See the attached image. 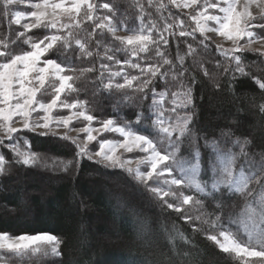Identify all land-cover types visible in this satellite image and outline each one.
<instances>
[{"label": "snow or ice", "instance_id": "6c2138e0", "mask_svg": "<svg viewBox=\"0 0 264 264\" xmlns=\"http://www.w3.org/2000/svg\"><path fill=\"white\" fill-rule=\"evenodd\" d=\"M131 7L134 14L115 0H0V17L17 29L0 37V146L12 153L11 162L0 153V175L11 164L68 171L85 158L125 170L167 208L200 209L195 219L215 230L207 239L221 252L264 264V155L256 160L249 141L233 139L230 130L209 138L193 129V73L211 78L207 65L230 85L251 77L264 91V77L251 74L244 55L264 57V0H135ZM105 100L116 114L100 119L94 112ZM125 109L131 120L120 119ZM258 109L264 114V103ZM22 131L70 142L74 159L41 155L27 139L22 147ZM105 133L120 139L99 138ZM94 142L99 148L91 151ZM225 196L244 202L240 214ZM62 245L51 232H0V264H35L33 257L59 264Z\"/></svg>", "mask_w": 264, "mask_h": 264}, {"label": "trees", "instance_id": "16d2710c", "mask_svg": "<svg viewBox=\"0 0 264 264\" xmlns=\"http://www.w3.org/2000/svg\"><path fill=\"white\" fill-rule=\"evenodd\" d=\"M115 2L121 10L127 9L133 14L136 11L131 7L135 0ZM180 18L192 24L187 16L180 14ZM16 30L14 25L9 29L7 20L0 17V37L14 36ZM209 44L215 47L213 42ZM175 49L172 43L169 54L174 56ZM68 54L74 58L77 53L69 50ZM244 55L251 74L264 77V63H261L264 57L258 53ZM75 63L80 67L89 66L87 60H75ZM95 63L98 65V61ZM207 66L211 78L199 71L193 73L196 81L193 85L194 131L212 138L219 136L222 129L230 130L233 139L249 141L248 152L259 160L264 155V114L258 106L264 103V91L251 77L239 78L230 85L228 77L217 74L211 64ZM216 83L219 88L215 87ZM86 95L82 92L80 98ZM94 114L107 119L116 113L110 101L105 100ZM132 118L131 109L120 114L121 120ZM16 135L22 147L27 139L32 151L41 155L62 160L75 157V146L68 141L23 131ZM0 153L11 162L12 153L7 148L1 146ZM220 199L213 201V207ZM223 199L225 204L233 205L236 214L241 213L242 200L227 196ZM198 215H201L200 209L192 204L185 205L182 212L167 208L142 185L136 184L125 170L106 169L86 158L68 171L11 164L7 173L0 175V232L56 234L63 240L59 264H98L100 256L110 259L104 264H241L207 239L215 230L195 219ZM240 238L246 240L242 232ZM47 259L32 258L35 264H45Z\"/></svg>", "mask_w": 264, "mask_h": 264}, {"label": "rangeland", "instance_id": "374dc122", "mask_svg": "<svg viewBox=\"0 0 264 264\" xmlns=\"http://www.w3.org/2000/svg\"><path fill=\"white\" fill-rule=\"evenodd\" d=\"M19 10H24V11H27L28 9L27 8H20ZM185 11H188V10H185ZM120 34H124V33H120ZM210 35H212L213 37H214V41H215V43H219V42H221V38L220 37H218V36H215V34L213 33V34H210ZM212 42V41H211ZM214 43V44H215ZM228 46V44L227 43H225V47H227ZM258 46V45H257ZM59 114H62V115H66L67 114V112L65 111V112H62V113H59ZM76 126L77 127H80V126H82V124H80L79 122H76ZM94 127H96V126H98V125H96L95 123H94V125H93ZM72 135L73 136H75L76 135V133L75 132H73L72 133ZM83 137H82V135H81V139H82ZM99 138H107V139H120V137L118 136V134H115V133H105V134H103V137H99ZM8 142V141H7ZM1 147V146H0ZM89 148H90V150L91 151H95V150H98V148H99V145H98V143H93V144H90L89 145ZM121 152H123V150H121ZM124 156L126 157V158H132V157H134V156H136V153H124ZM133 167H135V164H133ZM143 167V166H142ZM134 213V212H133ZM102 239H105V237H101ZM109 259V258H108ZM110 260V259H109ZM109 260H107L105 257H103V256H100V257H98L97 258V262H98V264H104L105 262H107V263H109L110 261Z\"/></svg>", "mask_w": 264, "mask_h": 264}]
</instances>
